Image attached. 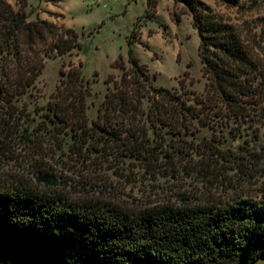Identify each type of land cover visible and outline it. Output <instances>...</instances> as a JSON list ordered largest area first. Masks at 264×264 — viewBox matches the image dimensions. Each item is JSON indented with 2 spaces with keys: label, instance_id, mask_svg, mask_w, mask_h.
<instances>
[{
  "label": "trees",
  "instance_id": "obj_1",
  "mask_svg": "<svg viewBox=\"0 0 264 264\" xmlns=\"http://www.w3.org/2000/svg\"><path fill=\"white\" fill-rule=\"evenodd\" d=\"M175 1L199 33L204 90L185 81L154 85L130 48L129 66L121 54L112 62L122 73L108 76L112 84L91 117V81L80 62L63 60L55 90L44 105L37 101L46 57L82 50L78 32L29 20V0H16L17 7L0 0V264H255L264 258V181L260 196L212 190L229 186L214 181L228 162L242 175L264 178V43L253 44L255 54L210 5ZM157 5L147 0L145 17ZM136 40L133 29L128 43ZM201 128L210 134L198 136ZM226 128L239 140L234 147L222 146ZM70 162L84 177L74 189L82 195L67 189L69 179L60 180ZM136 169L156 180L195 173L212 187L136 208L85 188L97 187L110 170Z\"/></svg>",
  "mask_w": 264,
  "mask_h": 264
},
{
  "label": "rangeland",
  "instance_id": "obj_2",
  "mask_svg": "<svg viewBox=\"0 0 264 264\" xmlns=\"http://www.w3.org/2000/svg\"><path fill=\"white\" fill-rule=\"evenodd\" d=\"M9 1L17 7L16 0ZM157 2L156 13L152 18H147V0H29V20L48 19L72 27L78 32L82 43V50L73 55L46 57L37 81V101L44 105L55 90L63 60L76 64L80 62L85 76L91 81L92 94L89 96L88 112L93 117L108 86L112 84L106 81L108 76L119 78L122 73L121 67H113L112 62L121 54L123 62L129 66L127 57L130 48L147 64L154 85L173 87L178 86L180 81H185L193 90L203 91L206 78L202 75V63L198 54L200 37L198 30L192 25V16L186 13L182 2ZM196 2L210 5L215 13L236 26L255 54L259 51L253 44L258 41L264 43V0H238L234 5H227L222 0ZM177 16L179 21L174 20ZM133 29H136L137 40L130 45L128 40ZM260 57L264 61L261 53ZM229 128L225 129L227 140L223 142V147H234L239 143V140H233L227 134ZM203 134H210V131L201 128L197 135ZM55 165L60 170V165ZM222 165H219L220 174H217L214 181L223 179V182L230 183L224 189L213 187L215 196L224 197L241 192L261 195L263 177L251 178L242 175L239 170L233 169L234 164L230 162L224 164L225 168ZM79 169V166L74 167L70 162V169L63 172L64 178L60 180L69 179L70 185L66 186L67 189L73 191V194L82 195L83 193L74 190L82 188L81 184L84 182ZM210 187V184H202L195 173H181L176 178L170 176L156 180L138 169L134 172L118 170V174L110 170L98 181L97 187L93 184L85 186L102 200L131 208L150 205L154 199L180 201L177 193L190 191L197 195L198 189ZM255 264H264V258Z\"/></svg>",
  "mask_w": 264,
  "mask_h": 264
}]
</instances>
